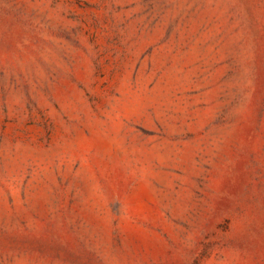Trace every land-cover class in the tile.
Masks as SVG:
<instances>
[{
    "label": "rangeland",
    "instance_id": "obj_1",
    "mask_svg": "<svg viewBox=\"0 0 264 264\" xmlns=\"http://www.w3.org/2000/svg\"><path fill=\"white\" fill-rule=\"evenodd\" d=\"M0 264H264V0H0Z\"/></svg>",
    "mask_w": 264,
    "mask_h": 264
}]
</instances>
